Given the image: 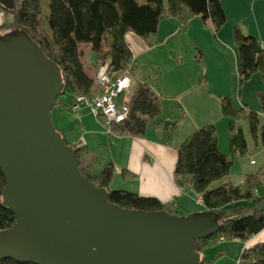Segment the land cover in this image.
<instances>
[{"label": "water", "instance_id": "95a60500", "mask_svg": "<svg viewBox=\"0 0 264 264\" xmlns=\"http://www.w3.org/2000/svg\"><path fill=\"white\" fill-rule=\"evenodd\" d=\"M15 0H0L12 11ZM59 67L20 28L0 34L2 205L15 217L0 230V260L33 264H200L193 242L219 215L137 211L108 200L80 173L50 113L61 95ZM167 125H164V129Z\"/></svg>", "mask_w": 264, "mask_h": 264}, {"label": "trees", "instance_id": "16d2710c", "mask_svg": "<svg viewBox=\"0 0 264 264\" xmlns=\"http://www.w3.org/2000/svg\"><path fill=\"white\" fill-rule=\"evenodd\" d=\"M42 1H46V11H42ZM12 12L16 28L24 30L60 69L63 89L55 103H60L64 95H70L71 99L95 95L93 77L87 74L86 64L81 59L80 47L83 44L91 46L96 54V64L106 61L116 77L126 70L131 59L130 50L124 42L127 32L147 37L156 32L159 20L164 17L185 22L186 16H198L203 21L210 20L215 31L226 22L220 0H15ZM40 24L44 31L40 29ZM232 38L237 53L240 93L242 83L253 74H258L264 82V49L254 37L244 35L237 27L232 30ZM257 98L260 116L247 105L238 107L232 98H223L220 102L221 114L228 120L231 159L218 149L213 125L196 129L176 149L174 175L177 183L197 194L205 211L214 212L234 202H243L219 222L215 233L193 242V250L200 255V264L204 250L218 241H245L264 228V198L254 193L255 183L260 182L259 175H245L242 186L230 182L218 183L228 175L233 155L242 156L246 152V140L237 124L240 119L247 120L253 137L259 130L264 146V93L258 92ZM160 111L159 98L148 83H138L129 100L127 119L112 129L116 133L142 136ZM64 142L73 149L81 175L93 185L106 188L110 203L137 211L163 210L173 214L156 198L108 189L114 172L112 164L108 162L96 172L88 160L85 147L71 146L65 139ZM3 187L4 179L0 172V230L12 227L15 222L13 214L2 205ZM0 264L33 263L2 259ZM236 264H264V242L242 252Z\"/></svg>", "mask_w": 264, "mask_h": 264}, {"label": "crops", "instance_id": "0c3cea01", "mask_svg": "<svg viewBox=\"0 0 264 264\" xmlns=\"http://www.w3.org/2000/svg\"><path fill=\"white\" fill-rule=\"evenodd\" d=\"M220 3L226 20L231 15L238 21L245 17L246 21L251 23V32L247 31L264 49V19L260 16V14L264 16V0H220ZM192 20L184 24L185 34L190 31L191 24L196 26L197 23ZM199 20L207 31L206 35L212 34L213 41L221 52L223 60L217 63L218 65L214 62L210 63L212 60L205 64L203 53L197 46L195 58L185 61L181 58L183 53L180 47L166 45L172 38H177V35L181 34V22L172 17L160 19L156 32L147 37H140L132 32L124 35V42L131 53L129 75L132 86L117 98V102L129 101L136 85L146 82L158 96L161 105L159 115L152 119V123L147 126L142 136L116 133L113 129L107 131L85 110L71 113L68 110L70 95H64L60 103H55L50 113L54 127L67 143L86 148L89 154L88 160L96 172L103 169L108 162L112 164L114 172L107 186L108 189H112L110 184L113 179H118L121 185L124 184L122 190L127 189L126 191L143 197L156 198L174 215L205 212L197 200V194L185 190L177 183L174 175L177 147L196 129L213 125L217 133L218 149L225 155H227L226 150L229 152L228 120L221 114L220 102L223 98H230L225 88L226 85H230L228 80L231 78L226 50L231 51L235 57L237 72L236 47L232 32L230 34L228 29H223L225 24L215 31L210 20L203 21L200 18ZM13 28H16L13 12L0 7V33ZM165 48L167 50L162 51ZM103 49L106 51L105 47ZM80 50L87 74L94 77L98 66L96 54L89 44H83ZM258 92L264 93V91ZM163 99L166 102L170 100V103L164 104ZM238 100L241 101L240 98ZM241 105L247 104L241 103L239 106ZM163 109L166 116H163ZM255 111L260 116L259 109ZM165 123L166 129H164ZM257 132L254 138L257 137ZM260 143L264 148L261 138ZM255 164L254 161V164L250 165ZM262 169L264 170L263 167H259L258 170L262 171ZM247 174L249 173L245 175ZM243 183L244 179L240 185L242 186ZM260 193L256 192V195L264 198ZM242 205L241 201L234 202L212 213L219 215L221 221L231 213L232 208ZM262 242H264V228L245 241L236 239L218 241L213 247L204 250L201 264H236L242 252Z\"/></svg>", "mask_w": 264, "mask_h": 264}, {"label": "rangeland", "instance_id": "374dc122", "mask_svg": "<svg viewBox=\"0 0 264 264\" xmlns=\"http://www.w3.org/2000/svg\"><path fill=\"white\" fill-rule=\"evenodd\" d=\"M41 8H42V11L47 10L46 1H42ZM260 16L264 19L263 14H260ZM190 20L195 21L197 24L196 26L194 24H191L190 31L185 34L183 30L184 29L183 26L184 24H186V22ZM189 23H187V25ZM234 27L239 28L244 35H249V32H251V23L246 21L245 17H243L242 20L240 19L238 21L233 16L229 15L228 19L225 22V26L223 29H228L231 34ZM40 29L44 31V28H42L41 24H40ZM180 29H181L180 30L181 34L177 35V38H172L169 42H167L166 45L172 44V45H175V48L176 46L180 47L183 53L182 55L183 57L181 58H183L185 61L193 60L195 58L197 47L202 51L200 52L203 53L202 57H203L205 64L209 60H212L210 63L214 62L215 64L223 60L221 52L218 51V47H216L217 44L213 41L212 34H210V36L206 35L207 31L204 30L199 18H197L196 16H190V17L186 16V21L181 22ZM247 30H249V32ZM246 31L248 33H246ZM164 50H167V48L163 49L162 51ZM226 51L227 53L225 55H228L227 66L228 68H230V71H231V78L230 80H228L230 85H226L227 87H225L226 90L228 91L227 96L232 98L234 103L238 107L242 106V105L239 106L241 103L242 104L246 103L248 107L253 110L259 109L257 93L258 91H264V86H263L264 82L259 80L260 77L258 74H254L252 77H250L248 80L242 83L240 87V93H239L235 57L232 55L231 51L229 50H226ZM239 98L241 99V101L238 100ZM164 101L165 100L163 99V103ZM167 103H170V100L169 102L165 101L164 104H167ZM166 115L167 114L165 113V109H163V116H166ZM237 124L241 127L243 136L246 140V152L242 156L237 155V154L233 155L232 165H231L228 175L222 178L218 183L229 181L232 184L240 185L246 173H249V174L257 173V175H259L260 182L255 183L254 193L256 195V192H261L260 194H263L264 196V170L263 169L262 171L258 170L259 167L264 168V148L261 146V143H260V134L259 132H257L256 138L252 136V134L250 133L249 127H248V122L245 118L240 119L237 122ZM225 130L227 131L226 125H225ZM223 142H224V139H223ZM226 154H227V157L231 159V155L229 152H227V150H226ZM250 159H253L256 162V164L250 165L249 164ZM122 186H124V184L121 185L118 179L117 180L113 179V181L110 184V187L112 188L111 190H122L124 189ZM195 196L196 195H194L193 197L195 198ZM176 212L181 213V211H176ZM180 216H187V215H180Z\"/></svg>", "mask_w": 264, "mask_h": 264}, {"label": "built area", "instance_id": "2783aa9c", "mask_svg": "<svg viewBox=\"0 0 264 264\" xmlns=\"http://www.w3.org/2000/svg\"><path fill=\"white\" fill-rule=\"evenodd\" d=\"M129 70L130 64L122 74L114 77L106 61L99 63L92 83L95 95L73 97L68 104V110L71 113L85 110L107 131H111L113 127L123 123L129 114V101L117 102V98L132 86ZM250 164H254V161L250 160ZM197 200L200 202L199 196Z\"/></svg>", "mask_w": 264, "mask_h": 264}]
</instances>
